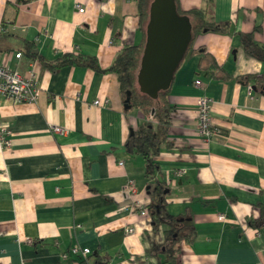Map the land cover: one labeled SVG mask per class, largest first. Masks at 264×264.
I'll list each match as a JSON object with an SVG mask.
<instances>
[{
    "label": "crops",
    "instance_id": "0c3cea01",
    "mask_svg": "<svg viewBox=\"0 0 264 264\" xmlns=\"http://www.w3.org/2000/svg\"><path fill=\"white\" fill-rule=\"evenodd\" d=\"M204 4L179 0L182 9ZM210 11L232 31L198 34L193 49L204 47L232 76H260L264 64L247 56L236 32L254 31L264 45V0H214ZM138 18L135 0H0V34H9L0 40V64L21 74L34 65L41 87L35 102L0 97L11 140L0 144V264H156L151 247L163 242L162 229L154 232L140 213L153 181L143 157L124 147L144 116L125 111L116 75L103 71L121 49L141 42ZM25 41L46 61L92 56L102 70L16 58ZM199 56L189 53L171 81L170 144L156 157L157 176L169 187L167 209L189 214L195 236L164 264H264V225L246 226L264 209V93L198 74ZM201 96L211 98L220 130L208 140L199 133ZM74 244L90 255L70 254Z\"/></svg>",
    "mask_w": 264,
    "mask_h": 264
},
{
    "label": "trees",
    "instance_id": "16d2710c",
    "mask_svg": "<svg viewBox=\"0 0 264 264\" xmlns=\"http://www.w3.org/2000/svg\"><path fill=\"white\" fill-rule=\"evenodd\" d=\"M139 31L141 32V42L137 45H130L121 49L114 57L109 68L103 71H110L116 75L118 82V91L121 101L124 105L127 91H130L128 107L124 108L127 113L133 110H139L144 119L137 128L127 136L124 141V147L128 153L140 154L144 159L145 176L153 181L148 186L150 203L145 206L146 214L150 217L154 232L162 229L163 242H153L151 254L156 258V264H164L168 260L178 257L182 241H191L195 236V228L192 224L189 214L173 215L167 209V196L169 191L168 184L157 176L158 163L156 157L165 145H169L168 132L171 125V114L173 107L170 103V86L166 90H160L156 98H151L142 93L137 85V72L140 58L145 44V27L149 15V5L151 0H135ZM177 11L180 14H187L191 22V41L184 53V58L190 53L200 54L196 72L205 74L213 81L237 80L239 83L249 86L253 90L264 93V71L259 76L257 74L247 73L237 76L230 75L215 59V57L206 51L204 47L193 49L194 39L201 33H220L227 34L232 31L229 20L217 21L211 11L210 6L214 0H205L204 6L190 7L182 9L179 0H175ZM240 37L241 46L247 56L254 58L264 64V45H259L254 41V31L236 32ZM9 34H0V40L6 38ZM25 48L21 50V55L28 59L38 61L45 67L56 68L68 64L80 67H89L96 70H102L96 58L85 55H74L72 53L64 54L53 62L46 61L37 55L33 50L34 43L25 41ZM174 71V74L176 72ZM174 77V75H173ZM255 88V89H254ZM264 225V209H261L260 216L255 219H248L246 226L249 228H258ZM102 259L96 258V264H105Z\"/></svg>",
    "mask_w": 264,
    "mask_h": 264
},
{
    "label": "water",
    "instance_id": "95a60500",
    "mask_svg": "<svg viewBox=\"0 0 264 264\" xmlns=\"http://www.w3.org/2000/svg\"><path fill=\"white\" fill-rule=\"evenodd\" d=\"M145 34L137 85L142 93L156 98L160 90L169 88L183 59L192 38L191 22L187 14L178 13L175 0H151ZM129 95L127 91L124 108Z\"/></svg>",
    "mask_w": 264,
    "mask_h": 264
},
{
    "label": "built area",
    "instance_id": "2783aa9c",
    "mask_svg": "<svg viewBox=\"0 0 264 264\" xmlns=\"http://www.w3.org/2000/svg\"><path fill=\"white\" fill-rule=\"evenodd\" d=\"M79 11L84 10V6L77 3ZM3 31V27L0 25V32ZM21 56L20 52L15 54L16 58ZM195 85H201V80L197 78L194 81ZM41 93V87L38 80V74L34 65L25 72V74L19 73L16 69L10 68L6 64H0V97L12 100L14 102H35ZM96 100L94 104H97ZM198 113L197 119L199 123V133L205 139H211L220 134L219 128L214 124L211 117L212 100L208 96H201L197 100ZM53 132L63 134L65 129L61 126L51 125ZM10 130L8 127L0 122V144L2 147L10 146ZM126 191L130 192V195L135 198L136 189L134 182L129 180L126 186ZM136 201V199H134ZM140 213L146 215L145 206L141 207ZM127 232H134L133 228H128ZM72 255H90L89 248H82L78 244H74L69 249ZM66 257V254L64 255Z\"/></svg>",
    "mask_w": 264,
    "mask_h": 264
}]
</instances>
